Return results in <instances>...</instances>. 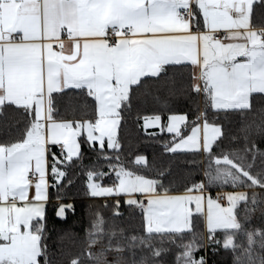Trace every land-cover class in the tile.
I'll list each match as a JSON object with an SVG mask.
<instances>
[{"label":"snow or ice","instance_id":"6c2138e0","mask_svg":"<svg viewBox=\"0 0 264 264\" xmlns=\"http://www.w3.org/2000/svg\"><path fill=\"white\" fill-rule=\"evenodd\" d=\"M257 14L264 16V0H0V125L16 127L15 136L0 135V264H57L46 205L49 188L59 192L72 167L83 169L91 197L113 198V223L105 228L94 211L83 250L66 264H167L169 254L175 264H208L209 249L228 253L230 264H264V150L257 143L264 142V27L252 23ZM189 66L203 110L192 121L169 115L166 125L159 115L143 117L145 129L173 134L166 153H190L192 164L205 158L203 178L180 190L164 186L163 170L157 179L126 166L118 130L137 93L151 95L150 84L168 83L169 73ZM66 90L90 98L91 116L60 117L54 100ZM221 116L240 118L239 135L231 136L239 146L229 151L221 148ZM83 144L95 153L88 166ZM127 164L147 167L142 155ZM212 188L220 190L215 197ZM121 196L138 210V231L114 222L123 215ZM72 208L59 204L55 215L64 219ZM256 218L261 226L252 225ZM200 249L206 254L197 257Z\"/></svg>","mask_w":264,"mask_h":264},{"label":"trees","instance_id":"16d2710c","mask_svg":"<svg viewBox=\"0 0 264 264\" xmlns=\"http://www.w3.org/2000/svg\"><path fill=\"white\" fill-rule=\"evenodd\" d=\"M252 23L256 27H264V16L257 14ZM191 67L189 66L181 73H169V82L161 81L159 84H150L148 90L151 95L144 96L137 93L132 99L131 111L123 113L121 127L118 130V135L123 145L121 159L126 162V166L133 170L142 172L148 178H157L159 171L163 170L165 176L163 184L165 187H175L182 190L186 183L198 181L203 178V168L206 160L203 155L195 157L196 164L189 163L194 157L190 153H166L164 145L171 141L172 134L159 129H145L143 127V117H161L162 125H166L169 115L186 114L189 121L195 118L197 109L203 110L204 98L197 95L191 90ZM174 81V82H173ZM68 96L57 98L54 100L55 109L58 110L60 117L73 119L85 118L84 112L87 111L88 116L92 114V105L88 104L90 98L81 96L77 90H66ZM56 96L57 94H53ZM71 101V106L75 107L76 111L68 110ZM255 104V102H254ZM140 117L138 120L137 117ZM252 117H249L251 119ZM12 117L9 120L11 125ZM258 119V116H257ZM240 118L237 116L224 117L221 116L219 123L223 125L225 139L221 148L225 151L232 150L239 146L238 142L231 139L232 135H239L237 128ZM9 133L11 136L16 135V127L10 126L4 129L0 125V135ZM154 134V135H153ZM258 146L264 150V142L257 141ZM221 148H217L219 153ZM83 164L91 165L95 160V153L90 151L87 144L82 145ZM136 155L145 157L147 167H136L132 164H127L128 161L134 160ZM259 163V160L257 161ZM107 170L106 166L105 169ZM66 178L62 180L64 187L57 192L56 188H49V201L46 205V220H47V242L50 249L57 252V264H66L69 255L80 253L84 248L85 229L90 226L93 219L92 213L99 210L105 218L104 227L107 228L113 223L112 203L113 198H98L91 197L86 189L85 177L81 174L83 169L78 167L68 168L66 170ZM72 183L69 184L68 181ZM52 181L50 180V183ZM105 184L110 181H103ZM225 191L232 190L225 187ZM220 191L217 188L210 190L211 195H216ZM59 197V199L57 198ZM121 206L119 211L123 214L114 222L117 225L127 228L129 231L139 230L140 219L138 211H133L123 204L124 197H120ZM107 203L108 207H103ZM59 204L72 205L73 208L66 211L64 219H60L55 215V209ZM253 226H261V221L256 218L252 221ZM195 231L200 236H206L204 226L201 222H196ZM205 250L200 249L196 256L205 255ZM167 264H175L174 254L166 256ZM208 264H230V255L223 250L211 254V249L207 252Z\"/></svg>","mask_w":264,"mask_h":264},{"label":"crops","instance_id":"0c3cea01","mask_svg":"<svg viewBox=\"0 0 264 264\" xmlns=\"http://www.w3.org/2000/svg\"><path fill=\"white\" fill-rule=\"evenodd\" d=\"M257 28H259V27H257ZM55 94V93H54ZM176 115H180V114H176ZM144 123V122H143ZM161 123H162V121H161ZM161 129V127H158V126H155V125H150L147 129ZM165 130H166V132H167V129H166V127H165ZM171 134V133H170ZM173 135V134H172ZM212 196H216V195H212ZM123 197V196H122ZM98 198H106V197H98ZM107 198H109V197H107ZM49 201V200H48ZM48 203V202H47Z\"/></svg>","mask_w":264,"mask_h":264},{"label":"built area","instance_id":"2783aa9c","mask_svg":"<svg viewBox=\"0 0 264 264\" xmlns=\"http://www.w3.org/2000/svg\"><path fill=\"white\" fill-rule=\"evenodd\" d=\"M104 181H107V178H105V180ZM216 195H217V193H216ZM138 211V210H137Z\"/></svg>","mask_w":264,"mask_h":264}]
</instances>
